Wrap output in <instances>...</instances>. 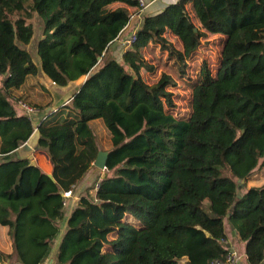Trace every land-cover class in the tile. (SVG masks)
Returning <instances> with one entry per match:
<instances>
[{
  "label": "trees",
  "instance_id": "16d2710c",
  "mask_svg": "<svg viewBox=\"0 0 264 264\" xmlns=\"http://www.w3.org/2000/svg\"><path fill=\"white\" fill-rule=\"evenodd\" d=\"M115 2L139 6L0 0V225L12 237L0 264L46 262L65 220L63 194L84 179L100 150L109 151L108 175L90 187L94 194H81L63 223L55 264H216L231 250L226 222L246 243L248 263L264 264V184L240 188L264 168V34L254 37L264 25V0H178L143 17L122 61L109 49L130 28L132 11L111 7ZM36 15L44 21L40 67L24 47ZM168 31L185 58L207 34L224 36L216 76L201 66L187 117L175 114L172 75L150 84L141 74L153 69L142 49L166 45ZM40 68L54 84L83 83L59 108L41 92L39 102H27L24 91L15 97ZM19 103L44 114L37 126ZM96 119L110 133L109 149L91 127ZM36 127L54 178L16 155Z\"/></svg>",
  "mask_w": 264,
  "mask_h": 264
},
{
  "label": "rangeland",
  "instance_id": "374dc122",
  "mask_svg": "<svg viewBox=\"0 0 264 264\" xmlns=\"http://www.w3.org/2000/svg\"><path fill=\"white\" fill-rule=\"evenodd\" d=\"M190 11H192L191 8ZM145 15H148L146 13V10L143 13L142 17H144ZM140 21L143 22V19ZM193 21L202 30H204L196 17H193ZM138 22L139 21L134 20L132 22V27L136 26ZM43 27V19L41 18V16L36 15L34 18V36L31 42L28 45L24 46L31 53L34 62H36L39 67L41 64V59L38 54L37 46L39 40L43 37ZM130 30L131 29L129 28L127 32L121 37V39L127 37ZM261 34H264V25L257 26L254 32V37L258 38ZM165 35L167 39L166 45L151 42L147 47L142 49L144 58L148 63L153 65V69L151 71L142 70L141 74L143 78L150 84L157 82L163 73L172 75L178 81V85L176 86V88H170V90L175 93L174 99L177 104L176 109L174 110L175 114L178 116L187 117L192 111L193 85L201 79V66L203 64H206L209 71L214 76H216L224 43V36L211 33L207 34L202 40V46L200 47V49L192 57L185 58L181 55V52L183 51L181 40L172 31H168ZM184 64H186V74H182L180 69V66ZM26 81L27 82L25 87H20L19 89L15 90V97H17L24 91L23 94L27 99V102H33V100L39 102L38 98H40V95H38V92H41L43 101L52 102L55 108H59L63 105V102L66 100V98H68L74 92V90L72 89L73 87H71V82H69L65 86L54 84L52 79L48 77L41 70V68L39 73H37L36 75H30ZM18 106L20 111L27 113V111L22 107V105H20V103L18 104ZM36 113L39 114V112ZM91 127L97 135L100 146L104 149H109L111 147L110 133L106 128L103 120L96 119L91 121ZM39 159L41 166L43 168H46V162L44 160L45 157L42 155L40 156L39 154ZM92 168L93 169L88 174L87 179L83 180L84 186H82L81 189L74 188L72 198L68 199L67 208L71 203L70 199L78 201V198H80L81 194L86 193L88 189H91L90 187H92L96 181L99 182V177L100 175H103L104 171L96 167L95 165ZM256 170L257 171L250 178L251 180H249L246 184L242 183L240 187L242 192H246L251 187L261 186L262 184H264V168H260V166H258ZM105 171L108 175L107 170ZM91 192L92 194H94L95 189H91ZM72 206L73 205L71 203L70 208H72ZM63 223L60 235L63 234ZM228 223L230 222H227L226 224L229 233L228 235L230 238V242L227 243L228 248L235 246L236 250L242 256L241 262L239 264H249L246 255V243L233 235ZM0 251L5 253H9L10 251H12V237L9 234V229L2 225H0ZM54 263V260L50 261L49 258L48 261L46 260L45 264ZM9 264H15V262L12 261L9 262Z\"/></svg>",
  "mask_w": 264,
  "mask_h": 264
},
{
  "label": "crops",
  "instance_id": "0c3cea01",
  "mask_svg": "<svg viewBox=\"0 0 264 264\" xmlns=\"http://www.w3.org/2000/svg\"><path fill=\"white\" fill-rule=\"evenodd\" d=\"M178 0H157V1H155L154 3H152L147 9H146V13L148 14V15H152V14H156V13H159L160 11H162L165 7H167L169 4H172V3H175V2H177ZM117 6H127L126 4H124V3H122V2H115V3H113L112 5H111V7H117ZM131 11H133L135 8H133V7H130V6H127ZM192 15H193V13H192ZM194 16V15H193ZM216 35H221V34H216ZM126 49H128L127 47H125V46H123L122 45V42H121V40H116V45L114 46V48L112 49V51H110L109 50V52L110 53H112V55L115 57V58H117V60H119V61H122V57H123V53H124V51L126 50ZM83 83V81L82 80H78V81H75V82H71V87H73L72 89L74 90V92H76L78 89H79V87L81 86V84ZM66 90V89H65ZM66 92V91H65ZM64 92V93H65ZM73 92V93H74ZM72 93V94H73ZM72 94L68 97V98H66V100L63 102V104L64 103H66V102H68L69 101V98L72 96ZM57 108V107H56ZM51 109H54L53 107H49L48 109H47V111H50ZM36 112H39L38 110H36ZM36 112H34L33 114H31L30 116H31V118L33 119V121H34V124H35V126H37L38 125V123L40 122V120L42 119V117H43V113H41V112H39V114H37ZM38 116V117H37ZM102 123V122H101ZM99 124V123H98ZM17 153V155H18V152H16ZM39 154H40V156L42 155V156H44L45 157V162H46V168H43L42 166H41V163H40V159H39ZM31 158H32V160L34 161V162H36L45 172H47V173H49V174H52V170H53V167H52V163H51V161H50V158H49V156L43 151V150H41V149H36L34 152H33V154L30 156ZM93 168H91L90 169V171L92 170ZM90 171L87 173V175L84 177V179L83 180H85V179H87V177H88V174L90 173ZM83 180L77 185V187L76 188H80L81 189V187L82 186H84V182H83ZM71 200V203H72V208H70L71 207V203L69 204V207L67 208V212H66V216H65V220H64V222H66V220H67V217L69 216V214H70V212L72 211V209L77 205V201H74V199H70ZM226 224H227V222H226ZM229 224V226H230V230L232 231V233H233V235L234 236H236L237 238H238V235H237V231L234 229V227L230 224V223H228ZM64 228V230H63V234H64V231H65V224H64V226H63ZM8 228V227H7ZM226 229H227V225H226ZM62 231V230H61ZM227 233H228V230H227ZM63 234L62 235H59L58 236V238H57V240H56V246H55V248H54V250L52 251V253H51V255H50V261H53L54 260V262L56 263V251H57V244L59 243V241L61 240V238H62V236H63ZM229 234V233H228ZM230 238H229V235H228V238H227V242L229 243L230 241ZM230 249H236L235 248V246H232V247H230ZM12 251H10L9 253H11ZM49 258L47 259V261L49 260ZM46 263V262H45ZM44 263V264H45ZM54 263V264H55Z\"/></svg>",
  "mask_w": 264,
  "mask_h": 264
},
{
  "label": "built area",
  "instance_id": "2783aa9c",
  "mask_svg": "<svg viewBox=\"0 0 264 264\" xmlns=\"http://www.w3.org/2000/svg\"><path fill=\"white\" fill-rule=\"evenodd\" d=\"M157 0H139V6L136 7L133 11H132V15L130 18L129 23L126 25V28H131L129 35L123 39H119L122 42V45L130 48L134 45V43L137 41V31L139 29V27L142 24V20L143 17V13L145 12V10ZM139 19V20H138ZM134 20L139 21L136 26L132 27V22ZM22 107L27 111V113L29 115H31L32 113H34L36 111V109L28 106L25 103H21ZM99 186V183L96 184V188ZM74 193L73 189H70L68 191L64 192V197L66 198V200H68L69 198H72ZM242 256L239 254V252L236 249H231L230 252L228 253L227 257L225 260H221V261H217L216 264H239L241 262Z\"/></svg>",
  "mask_w": 264,
  "mask_h": 264
},
{
  "label": "water",
  "instance_id": "95a60500",
  "mask_svg": "<svg viewBox=\"0 0 264 264\" xmlns=\"http://www.w3.org/2000/svg\"><path fill=\"white\" fill-rule=\"evenodd\" d=\"M115 45H116V41L112 43L109 50L112 51ZM101 59L102 57H99V60ZM40 137H41L40 130L38 127H36L32 135L30 136V138L17 149L18 156L20 158L30 157L33 154V152L39 148ZM108 157H109V151L100 150L94 162V165L96 167L104 171L102 175L103 178L107 176V173L105 170L107 169ZM50 176L54 178L53 174H50Z\"/></svg>",
  "mask_w": 264,
  "mask_h": 264
}]
</instances>
